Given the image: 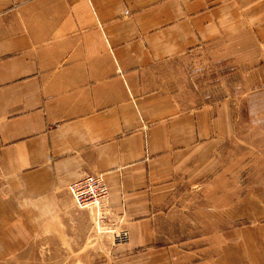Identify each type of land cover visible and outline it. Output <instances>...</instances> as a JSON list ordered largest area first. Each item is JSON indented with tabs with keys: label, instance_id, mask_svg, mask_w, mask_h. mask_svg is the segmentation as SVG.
<instances>
[{
	"label": "crops",
	"instance_id": "0c3cea01",
	"mask_svg": "<svg viewBox=\"0 0 264 264\" xmlns=\"http://www.w3.org/2000/svg\"><path fill=\"white\" fill-rule=\"evenodd\" d=\"M246 39L264 0H0V200L75 223L69 183L102 173L128 239L99 264H264V160L228 158V97L173 91L177 58Z\"/></svg>",
	"mask_w": 264,
	"mask_h": 264
},
{
	"label": "rangeland",
	"instance_id": "374dc122",
	"mask_svg": "<svg viewBox=\"0 0 264 264\" xmlns=\"http://www.w3.org/2000/svg\"><path fill=\"white\" fill-rule=\"evenodd\" d=\"M173 66L177 78L173 91L182 102L198 105L227 97L231 101L235 137L233 157L228 158L264 160V47L252 39L223 40L177 58ZM226 154L223 147L218 158L227 159ZM250 170L257 171V165L251 164ZM6 208L9 217L3 216L2 221L0 215V264H99L109 243L128 239L115 242L113 232L93 209L76 206L93 212H82L75 223L66 218L35 229L20 212L17 200H0V210ZM170 229H175L172 238H177L176 221ZM163 235L169 237V233Z\"/></svg>",
	"mask_w": 264,
	"mask_h": 264
},
{
	"label": "built area",
	"instance_id": "2783aa9c",
	"mask_svg": "<svg viewBox=\"0 0 264 264\" xmlns=\"http://www.w3.org/2000/svg\"><path fill=\"white\" fill-rule=\"evenodd\" d=\"M68 188L74 204L78 208L93 209L102 220V223L105 221L104 224H107L109 232H113V240L115 242L128 238L127 230H118L115 225V219L110 215L107 206L109 189L102 173L86 174L70 182Z\"/></svg>",
	"mask_w": 264,
	"mask_h": 264
}]
</instances>
